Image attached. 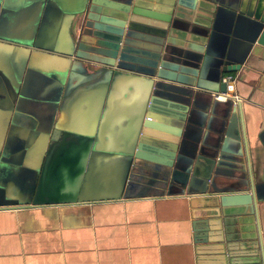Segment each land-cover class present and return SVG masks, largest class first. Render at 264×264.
Masks as SVG:
<instances>
[{
	"label": "crops",
	"instance_id": "obj_1",
	"mask_svg": "<svg viewBox=\"0 0 264 264\" xmlns=\"http://www.w3.org/2000/svg\"><path fill=\"white\" fill-rule=\"evenodd\" d=\"M86 2L0 0V264H195L192 214L200 208L153 184L146 168L154 165L134 157L151 98L191 122L200 163L219 168L209 184L249 191L252 176L264 248V63L249 44L226 61L240 64L227 74L228 100L241 99L232 136L247 150L222 153L217 135L232 111L214 95L225 61L204 67L196 56L188 64L200 74L195 87L138 72H65ZM64 151L72 156L62 160ZM62 161L70 181L58 192L49 175ZM18 206L28 207L9 209Z\"/></svg>",
	"mask_w": 264,
	"mask_h": 264
},
{
	"label": "water",
	"instance_id": "obj_2",
	"mask_svg": "<svg viewBox=\"0 0 264 264\" xmlns=\"http://www.w3.org/2000/svg\"><path fill=\"white\" fill-rule=\"evenodd\" d=\"M78 19V34L62 57L65 72H138L156 78V83L195 87L200 74L188 64H196V56L204 67L225 61L221 72L232 74L240 64L226 61L249 44L255 60L264 63V0H87ZM201 75L212 80L209 72ZM226 90L221 82L219 93ZM155 101L150 100L134 157L154 165L146 168L157 175L153 184L168 194L174 190L189 197L190 206L200 208L192 214L195 264H264L252 176L249 191L230 189L235 186L220 190L209 184L219 168L205 169L200 163L187 128L191 122L184 125L183 116L164 111ZM228 101L232 112L225 120L227 129L221 128L217 136L222 153L240 156L242 149L247 150L246 141L241 142L235 130L232 136L240 104ZM67 156L72 154L64 151L62 160ZM70 167L62 161L50 172V183L58 192L70 181Z\"/></svg>",
	"mask_w": 264,
	"mask_h": 264
},
{
	"label": "built area",
	"instance_id": "obj_3",
	"mask_svg": "<svg viewBox=\"0 0 264 264\" xmlns=\"http://www.w3.org/2000/svg\"><path fill=\"white\" fill-rule=\"evenodd\" d=\"M233 82H234V77L233 76L224 75L222 77V83L226 84L227 90H226V92L224 94H222V93L215 94L214 95L215 100H217V101H226V100H228L230 98L229 97V91H231L232 88H233ZM232 100H233L234 104L241 102V99L238 96H233Z\"/></svg>",
	"mask_w": 264,
	"mask_h": 264
}]
</instances>
